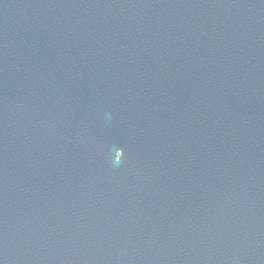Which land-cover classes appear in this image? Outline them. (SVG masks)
I'll return each mask as SVG.
<instances>
[{
	"label": "water",
	"instance_id": "95a60500",
	"mask_svg": "<svg viewBox=\"0 0 264 264\" xmlns=\"http://www.w3.org/2000/svg\"><path fill=\"white\" fill-rule=\"evenodd\" d=\"M0 264H264V0H0Z\"/></svg>",
	"mask_w": 264,
	"mask_h": 264
}]
</instances>
